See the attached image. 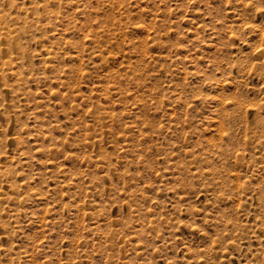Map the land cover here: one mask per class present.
I'll list each match as a JSON object with an SVG mask.
<instances>
[{"label":"rangeland","instance_id":"obj_1","mask_svg":"<svg viewBox=\"0 0 264 264\" xmlns=\"http://www.w3.org/2000/svg\"><path fill=\"white\" fill-rule=\"evenodd\" d=\"M0 264H264V0H0Z\"/></svg>","mask_w":264,"mask_h":264}]
</instances>
